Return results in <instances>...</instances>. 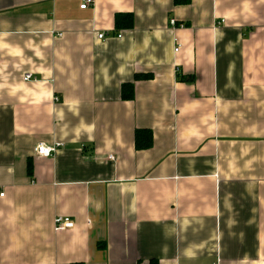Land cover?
<instances>
[{"label":"crops","instance_id":"obj_1","mask_svg":"<svg viewBox=\"0 0 264 264\" xmlns=\"http://www.w3.org/2000/svg\"><path fill=\"white\" fill-rule=\"evenodd\" d=\"M85 1L0 0V264H264V0Z\"/></svg>","mask_w":264,"mask_h":264},{"label":"built area","instance_id":"obj_2","mask_svg":"<svg viewBox=\"0 0 264 264\" xmlns=\"http://www.w3.org/2000/svg\"><path fill=\"white\" fill-rule=\"evenodd\" d=\"M93 4H94L93 0L85 1L83 3V5H81V10H86L90 6H92ZM172 24L175 25V21H173ZM105 38H106L105 34L98 35L99 40H104ZM176 51H178V49H176ZM24 80L25 81H31V80H35V78L31 74H27V75H25ZM64 146H65L64 144L47 145V144L41 143V144L36 146L34 153L37 157L49 158V157H52L53 155H55L59 149L64 148ZM54 223H55V226L57 227V229L60 230V228L62 226L70 224L71 219L67 218V217L66 218L65 217H57L55 219Z\"/></svg>","mask_w":264,"mask_h":264},{"label":"trees","instance_id":"obj_3","mask_svg":"<svg viewBox=\"0 0 264 264\" xmlns=\"http://www.w3.org/2000/svg\"><path fill=\"white\" fill-rule=\"evenodd\" d=\"M190 0H175V5L188 4ZM187 81H192L191 78L187 79ZM123 97L132 99L133 98V86L125 85L123 87ZM136 148L138 150H145L152 146L153 144V136L152 133L147 131H137L135 136ZM32 165H29L28 171L29 174L32 175Z\"/></svg>","mask_w":264,"mask_h":264}]
</instances>
